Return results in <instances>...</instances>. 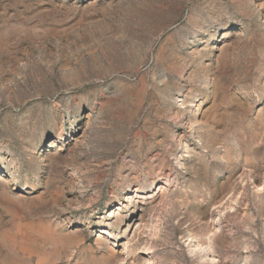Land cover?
<instances>
[{
    "label": "rangeland",
    "instance_id": "obj_1",
    "mask_svg": "<svg viewBox=\"0 0 264 264\" xmlns=\"http://www.w3.org/2000/svg\"><path fill=\"white\" fill-rule=\"evenodd\" d=\"M0 264H264V0H0Z\"/></svg>",
    "mask_w": 264,
    "mask_h": 264
}]
</instances>
